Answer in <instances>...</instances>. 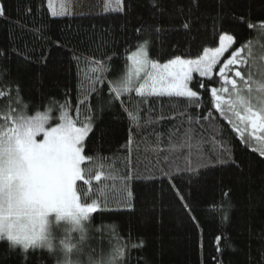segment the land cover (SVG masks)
I'll return each instance as SVG.
<instances>
[{
	"label": "trees",
	"instance_id": "16d2710c",
	"mask_svg": "<svg viewBox=\"0 0 264 264\" xmlns=\"http://www.w3.org/2000/svg\"><path fill=\"white\" fill-rule=\"evenodd\" d=\"M0 2L5 4L7 17L0 18V92L5 93L0 98V116L9 109L28 116L51 113L58 123L59 106L67 98L75 118L78 97L82 90L88 91L89 77L95 75L94 62L105 60L109 65L106 78L97 85L98 92L89 93L95 121L85 154L97 157L106 172L123 175L131 168L144 177L131 184L132 209L110 203L108 210L102 207L90 214L84 232L70 238L71 259L76 264H257L264 248V163L260 162L264 157L253 151L257 145L242 142L232 125L210 107L209 91L196 87L197 74L191 86L201 96V107L188 108L187 113L199 119L198 124L187 123L183 98L152 97L144 104L133 92L131 98L128 94L121 97L126 101L121 105L112 99L110 89L126 77L127 56L145 39L152 41L149 57L161 64L176 55L196 59L205 48L218 47L219 36L225 33L234 36L235 49L258 44L264 56V30L259 29L264 22V0H198V7H192L191 0H159L163 12L154 8L152 0H131V10L125 13L70 17H53L48 0ZM189 9L193 26L185 30L180 27L181 10L188 13ZM237 17L251 20L257 28L249 29ZM156 28L165 31L157 36ZM108 56L112 59L107 60ZM213 81L205 83L219 86ZM125 108L137 110L143 125L134 129L130 152L126 145L134 122ZM149 108L153 120L158 115L175 119L148 124ZM208 111L213 116L205 120ZM187 127L195 129L191 151H200L204 157L192 158L193 167L200 165L195 173L185 160L189 147H181ZM225 146L235 163H210L215 151ZM100 183L118 186L120 181ZM99 186L93 181L92 192L85 197L88 186L78 182L82 202L102 199ZM106 194L111 199L114 192ZM117 249L123 255L116 256ZM63 258L62 243L54 252L30 249L25 254L0 241V264H59Z\"/></svg>",
	"mask_w": 264,
	"mask_h": 264
},
{
	"label": "snow or ice",
	"instance_id": "6c2138e0",
	"mask_svg": "<svg viewBox=\"0 0 264 264\" xmlns=\"http://www.w3.org/2000/svg\"><path fill=\"white\" fill-rule=\"evenodd\" d=\"M155 9L163 12L164 5L159 0H152ZM192 7H198V0H191ZM116 7L110 8V11L125 13L131 10V0L125 3V0H115ZM48 8L53 17H62L71 15V11L64 3L57 8L53 5V0H48ZM31 11V9H28ZM183 22L180 27L185 30L191 29V9L188 13L181 10ZM0 18L6 17L5 4L0 2ZM169 19H172L170 15ZM236 19L244 21L249 29L257 28V24L244 17ZM259 29L264 30V22L259 24ZM136 28V32H140ZM165 31L156 28L157 36ZM264 34V31H262ZM233 35L227 33L219 36V46L215 48H205L203 54L196 59H184L176 55L168 59L166 63H159L149 57V48L152 41L145 39L135 51L127 56L130 62V71L121 81L114 84L110 91L114 93L112 99L119 100L121 105L126 103L121 97L134 92L136 97L141 98V103L147 104L149 98L167 97L171 101L173 98H183L184 114L187 116V123H199L192 114L187 113L188 108L201 107V96L193 90L192 82L194 74L200 79L196 80V87L206 89L210 93V107L221 117L232 125L234 131L239 134L240 140L248 145L254 142L257 147L253 151H258L260 157H264V83H259L255 88L252 87L253 72L249 65V60L245 53L249 49L248 55H251L250 43L243 44L235 49L229 58H226L221 64V58L224 53L235 43ZM16 52L15 47L12 48ZM3 50H0V56ZM27 58V57H26ZM79 61V58H76ZM112 57L108 56L107 60ZM95 67L92 72L95 74L90 79V86L87 92L81 91L76 105L75 118L70 115L72 107L71 100L65 99L59 106V117L56 126H48L49 117L37 113L35 116H28L22 111L9 109V112L0 116V215L5 211L9 214L22 210L30 211L35 219L42 221L50 212L59 214L69 213L74 218L90 217V214L101 210L109 209V204L114 203L117 208H133V191L131 184L134 180L144 177L129 168L128 171L119 175L112 171H105V165L93 155L85 154L86 140L94 128V115L92 106L89 102V93L97 91L98 84L105 80V73L109 70V65L105 60L94 62ZM217 65H220L217 68ZM247 68V72L242 71ZM79 70V67H78ZM142 74V75H141ZM231 74V75H230ZM217 77L213 81V77ZM238 78V79H237ZM205 80L213 81L219 86L206 85ZM239 80V83H238ZM5 93L0 92V98ZM17 99L19 92L17 90ZM129 118L134 122L128 132V142L126 147L131 151V145L134 141V129L138 130L142 117L137 110L124 109ZM148 124L158 123L165 119H175V117H165L158 115L156 120L151 118L152 109L149 108ZM213 116L212 111H208L203 119L208 120ZM192 127L184 129V144L190 151L185 158L191 171H198L199 164L192 166V158L197 160L204 159L200 151H191L193 144ZM247 133V135H246ZM174 133H170V136ZM40 137L41 139H37ZM173 147H176L175 145ZM235 163L231 159V150L226 146L223 150L215 151V160L210 163L227 164ZM264 163V160L260 161ZM167 175V173H164ZM151 178V177H149ZM119 179V185L101 184L104 181H116ZM93 181L98 185L99 196L102 198H92L90 203L82 202L78 191V182L88 186V196L92 192ZM175 187V185H173ZM109 190L114 195L109 198L106 194ZM177 195L181 200L183 196ZM228 196V192H224ZM184 207L191 212L187 204ZM192 219L195 221V217ZM223 219L227 220L225 213ZM219 244V237H217ZM136 247V245H133ZM34 248L25 247L24 253ZM220 249L217 248V251ZM123 253L117 249L116 256ZM25 259L27 256L25 255ZM218 259V258H217ZM219 264V261H218ZM257 264H264V248H262L260 259Z\"/></svg>",
	"mask_w": 264,
	"mask_h": 264
},
{
	"label": "clouds",
	"instance_id": "9594fccd",
	"mask_svg": "<svg viewBox=\"0 0 264 264\" xmlns=\"http://www.w3.org/2000/svg\"><path fill=\"white\" fill-rule=\"evenodd\" d=\"M88 218H74L72 214L50 212L42 221L35 219L30 211L22 210L9 214L5 211L0 215V241H7L13 250L25 247L44 249L49 252L57 250L58 243L63 244L64 258L59 264H76L71 259L74 245L70 238L83 233ZM57 232L61 235L57 236Z\"/></svg>",
	"mask_w": 264,
	"mask_h": 264
},
{
	"label": "rangeland",
	"instance_id": "374dc122",
	"mask_svg": "<svg viewBox=\"0 0 264 264\" xmlns=\"http://www.w3.org/2000/svg\"><path fill=\"white\" fill-rule=\"evenodd\" d=\"M61 3H64V5L71 11L72 14L68 15L69 17L80 16L82 14H103L107 12H114L110 11L109 9L116 7L115 0H53V5L57 8ZM234 45L235 43L231 46V48L228 49L227 52L224 53V56L221 58V64L226 58H229L231 53L235 50ZM259 50L260 46L258 44L250 43L251 55H248L249 49L247 48L245 50V53L242 54L248 58L251 71L253 72V88H255L259 83H264V56H260ZM219 66L220 65H217V68ZM241 70L247 72L248 69L242 68ZM129 71L130 67L127 73H129ZM43 115H47L49 117L48 126H56L57 123H54V121L56 120V116L52 115L51 113ZM37 139L41 138L37 137ZM59 235L61 234L57 232V236Z\"/></svg>",
	"mask_w": 264,
	"mask_h": 264
}]
</instances>
